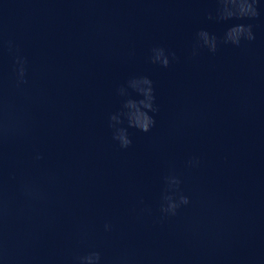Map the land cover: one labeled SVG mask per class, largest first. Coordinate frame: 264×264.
Returning <instances> with one entry per match:
<instances>
[{
  "label": "clouds",
  "instance_id": "obj_1",
  "mask_svg": "<svg viewBox=\"0 0 264 264\" xmlns=\"http://www.w3.org/2000/svg\"><path fill=\"white\" fill-rule=\"evenodd\" d=\"M217 8L215 15H208L209 20L231 21V20H255L259 17L260 0H216ZM197 43L193 48L192 55L198 54L200 48H207L209 52L215 53L218 46L231 44L240 46L241 42L253 41L255 34L251 23H236L230 26L222 37H217L207 30L201 29L196 34ZM0 47L6 48L13 55L14 78L17 89L22 88L28 83L27 80V58L20 54L18 47L12 40L0 39ZM150 61L163 68L169 67L173 60H178L174 52H168L163 47H154L151 50ZM128 86L136 91L142 98L124 99L121 109L110 114L108 127L111 129L112 140L121 149H128L132 145V138L129 129H136L143 133H150L156 125L154 114L159 111L156 104L153 81L147 76H140L128 81ZM117 94L121 97L127 96V90L121 86L117 89ZM3 111V104L0 101V112ZM126 124V126H125ZM15 130V125L6 115H0V140L7 139L10 133ZM43 156L37 152L34 160H42ZM201 160L199 157H190L185 166L189 169L199 168ZM164 188L160 196L159 213L160 219H167L178 215L182 208L189 206L192 201L181 187L183 180L175 172H169L163 177ZM20 191L23 197L29 202H38L45 198V193L35 184L24 182L21 184ZM9 212L8 203L5 199L3 186L0 184V233H2L4 222ZM142 214H151V209L144 207L140 209ZM104 231L111 232V222H105ZM6 255V246L0 239V257ZM71 264H104L102 253L96 249H89L83 253L76 254L71 258ZM113 264H134L132 257L121 254L113 261Z\"/></svg>",
  "mask_w": 264,
  "mask_h": 264
}]
</instances>
